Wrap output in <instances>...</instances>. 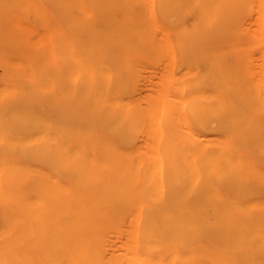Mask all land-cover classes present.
<instances>
[{"label":"bare ground","instance_id":"obj_1","mask_svg":"<svg viewBox=\"0 0 264 264\" xmlns=\"http://www.w3.org/2000/svg\"><path fill=\"white\" fill-rule=\"evenodd\" d=\"M0 264H264V0H0Z\"/></svg>","mask_w":264,"mask_h":264}]
</instances>
